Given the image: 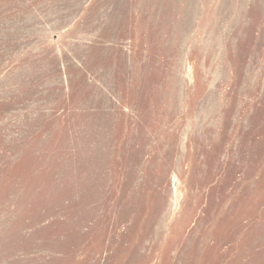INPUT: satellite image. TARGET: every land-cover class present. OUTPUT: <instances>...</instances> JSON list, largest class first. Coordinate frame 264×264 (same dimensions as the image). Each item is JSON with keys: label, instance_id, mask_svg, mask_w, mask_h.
<instances>
[{"label": "rangeland", "instance_id": "374dc122", "mask_svg": "<svg viewBox=\"0 0 264 264\" xmlns=\"http://www.w3.org/2000/svg\"><path fill=\"white\" fill-rule=\"evenodd\" d=\"M0 264H264V0H0Z\"/></svg>", "mask_w": 264, "mask_h": 264}]
</instances>
